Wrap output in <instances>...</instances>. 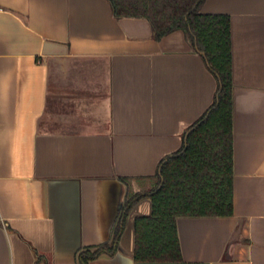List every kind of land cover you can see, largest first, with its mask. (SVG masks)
I'll list each match as a JSON object with an SVG mask.
<instances>
[{"label":"crops","instance_id":"0c3cea01","mask_svg":"<svg viewBox=\"0 0 264 264\" xmlns=\"http://www.w3.org/2000/svg\"><path fill=\"white\" fill-rule=\"evenodd\" d=\"M231 25L234 213L179 216L176 259L136 256L161 162L216 99L184 29L109 0H0V264H264V0H204Z\"/></svg>","mask_w":264,"mask_h":264},{"label":"trees","instance_id":"16d2710c","mask_svg":"<svg viewBox=\"0 0 264 264\" xmlns=\"http://www.w3.org/2000/svg\"><path fill=\"white\" fill-rule=\"evenodd\" d=\"M114 14L146 17L154 36L184 29L205 53L218 75L216 99L191 125L182 148L161 162L151 190L153 211L137 221L136 256L143 260L176 259L181 247L179 216L234 213V132L231 25L226 14L200 11L204 0H109ZM141 197L130 190L111 240L79 254L81 264L103 251L114 252L127 209Z\"/></svg>","mask_w":264,"mask_h":264},{"label":"rangeland","instance_id":"374dc122","mask_svg":"<svg viewBox=\"0 0 264 264\" xmlns=\"http://www.w3.org/2000/svg\"><path fill=\"white\" fill-rule=\"evenodd\" d=\"M156 181H157V179H154L153 181H151V185H152L153 187L155 186Z\"/></svg>","mask_w":264,"mask_h":264}]
</instances>
